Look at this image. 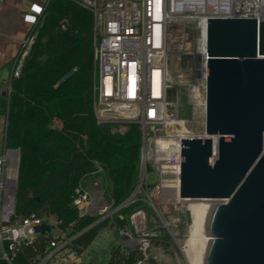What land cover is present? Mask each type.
<instances>
[{"label": "built area", "instance_id": "1", "mask_svg": "<svg viewBox=\"0 0 264 264\" xmlns=\"http://www.w3.org/2000/svg\"><path fill=\"white\" fill-rule=\"evenodd\" d=\"M50 0L33 2L21 15L22 23L36 28ZM93 16L92 109L97 125L137 124L141 131L138 181L134 194L116 205L98 187L100 204H95L86 184L74 190L70 207L81 218L93 221L83 230L77 222L64 226L54 215L25 217L16 215L19 152L6 147L0 151V261L6 264H87L86 249L77 243L92 228L97 235L106 231L118 238L113 249L122 256H134L133 264H160L153 255L158 231L148 229L146 214L136 209L129 225L119 226L120 211L140 203L152 211L168 233L170 223L163 219L169 207L188 203L180 199L182 138L168 134L167 126L177 118L170 114L169 90L172 85L170 27L179 24L181 32V76L188 81V54H205V91L207 84V21L212 17H237L229 12L233 0H70ZM214 1V2H213ZM5 0H0V4ZM213 4L214 8L210 9ZM211 11H210V10ZM239 17V18H248ZM33 43L31 37L21 43L8 82L2 90L11 92V82L20 77L23 62ZM179 71V73H180ZM206 97V95H205ZM199 135L188 138H204ZM214 158L217 156L213 152ZM97 173H105L95 164ZM96 172V171H95ZM172 198L168 199V198ZM48 227L43 233L36 228ZM171 235V234H170ZM29 250L21 263L18 258Z\"/></svg>", "mask_w": 264, "mask_h": 264}, {"label": "trees", "instance_id": "2", "mask_svg": "<svg viewBox=\"0 0 264 264\" xmlns=\"http://www.w3.org/2000/svg\"><path fill=\"white\" fill-rule=\"evenodd\" d=\"M61 17L70 22L68 32L54 29ZM34 30L37 35L20 77L11 82L9 100L0 97V114L6 115L8 107L6 144L20 151L16 215H54L64 226L77 222L81 231L93 219H79L70 207L74 190L99 164L111 181L115 204L127 200L138 181L141 131L139 125L130 124L124 135L114 136L112 124L95 121L89 11L70 0H50ZM53 117L63 121L57 132L45 126ZM141 208L145 207L140 203L123 208L119 226L129 225V215ZM96 236L97 228H92L77 243L88 247ZM156 245L167 250L169 235L163 232ZM28 254L25 250L18 263ZM134 259L113 249L107 264H133Z\"/></svg>", "mask_w": 264, "mask_h": 264}, {"label": "water", "instance_id": "3", "mask_svg": "<svg viewBox=\"0 0 264 264\" xmlns=\"http://www.w3.org/2000/svg\"><path fill=\"white\" fill-rule=\"evenodd\" d=\"M207 56L206 91L205 54H188L173 90L183 127L205 134L182 138L179 197L211 202L195 225L201 264H264V0L258 19L208 18Z\"/></svg>", "mask_w": 264, "mask_h": 264}, {"label": "rangeland", "instance_id": "4", "mask_svg": "<svg viewBox=\"0 0 264 264\" xmlns=\"http://www.w3.org/2000/svg\"><path fill=\"white\" fill-rule=\"evenodd\" d=\"M235 15L238 18L246 17V16L254 17L253 16L254 14H252V7L248 8L246 6H242L241 9L238 12H236ZM57 20L58 21L56 22L54 29L56 30L61 29L63 31L68 32V29L70 28L69 26L70 22L67 21L65 17H61L60 19H57ZM173 26L174 27L176 26V29H177L176 34H174L176 37L174 38H176L178 42L173 44L175 47L173 49L174 53L170 55V69H171L172 85L169 90L168 99H169L170 106H171L169 110L171 115L174 114L173 107H172L173 90H175L176 88L182 85V83L178 82L179 79L185 80V75L184 77L181 76V71L179 68V64L183 66V63H182L183 55L179 54L180 47L182 44L181 37H180L181 32H179V24L171 25L170 31H169L170 36H171V31H172L171 29L173 28ZM34 29L35 28L28 29L27 31V37L28 36L31 37L33 39V42L37 35ZM45 41L46 39L43 40V42ZM170 43H171V40H170ZM92 47H93V40H92ZM30 49L23 63H25L26 58L29 55ZM6 73H7V70L3 72V75L5 76ZM177 75H178V80L176 78ZM5 79H6V82H8L9 77L5 76ZM10 93L8 94V93L2 92V97H5L8 99L10 96ZM7 111H8V107L6 108V115L0 114V151L2 148L6 147L7 149H10V150H17L20 156L19 149H13L7 146L6 144ZM174 116L176 117L175 114ZM112 125L113 126L111 127V133L114 136H122L128 131V124L114 123ZM45 126L47 129L57 132L63 128V121L59 118L53 117V118H50L48 121H46ZM186 132L190 133L188 130ZM93 181L97 182L98 185L101 184L104 192L106 193V198L110 197L112 186H111V181L108 178V175L106 172L97 173V170L95 168L94 172L86 176L83 179L82 183L83 185H85L87 183L90 184ZM135 188H136V185L134 183L132 193L130 196L133 195ZM188 207H189V202L183 203V204L177 203L169 207L168 213L166 214V216L163 217V219L166 220L168 223H170V226H169L170 233L162 229V225H160L161 221L155 217L152 211L148 210L147 208H141L142 210H144L146 214V218L148 222V229L155 228L156 231H158L159 236H161L163 232H166L171 239V246L167 250L162 248L161 246H155V249L153 250V255H155L160 260V264H192L191 257L193 256L192 255L193 253L192 251H190L191 247L189 248L188 246V243L190 241V228L192 226V217H191V212ZM117 241H118V238H116V236L113 233L106 232V231L100 232L86 249V255H87L86 263L87 264H107L111 257V251L113 250L114 247H116L118 243Z\"/></svg>", "mask_w": 264, "mask_h": 264}, {"label": "crops", "instance_id": "5", "mask_svg": "<svg viewBox=\"0 0 264 264\" xmlns=\"http://www.w3.org/2000/svg\"><path fill=\"white\" fill-rule=\"evenodd\" d=\"M35 1L38 0H5L0 5V97L6 83L5 76L10 77L14 62L21 52V43L27 37L28 28L22 23L21 15ZM5 70L7 73L4 76ZM86 187L91 192L94 203L100 204L102 200L99 198L98 187L91 183H87Z\"/></svg>", "mask_w": 264, "mask_h": 264}, {"label": "bare ground", "instance_id": "6", "mask_svg": "<svg viewBox=\"0 0 264 264\" xmlns=\"http://www.w3.org/2000/svg\"><path fill=\"white\" fill-rule=\"evenodd\" d=\"M242 6H246L248 8L252 7V14H254L253 16L258 19V0H233L232 5L229 9V12L233 11V13H235ZM211 8H214L213 4L210 6V9ZM175 29H176V26L175 27L173 26V28L171 29L172 31H171V36H170V40L172 43V44L170 43V49L172 51L175 48L173 44L178 42L176 40V38H174V37H176L174 34H176V31H177V29L176 30ZM174 64H175V62H174ZM175 74H177V73H175ZM176 78L178 80V75ZM186 131H187V129L183 127V125L181 124L179 119L174 120V121H170L168 126H167V133L168 134H179L185 138L192 137V136L196 137L199 135L204 136V134H191V133H187ZM169 199L172 200L171 197ZM200 204H211V202H208V201H192V202H189V207H188L190 212H191V217H192V226L190 228V241L188 243L189 248L191 247L190 251H192V253H193L192 254L193 256L191 257L192 258L191 259L192 264H201L202 250H203V245H204V241H205V238H195V225H196L197 220H198V213H199Z\"/></svg>", "mask_w": 264, "mask_h": 264}]
</instances>
